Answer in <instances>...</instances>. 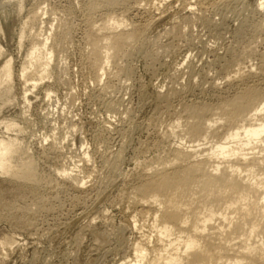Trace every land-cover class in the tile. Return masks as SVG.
Segmentation results:
<instances>
[{"label": "bare ground", "instance_id": "6f19581e", "mask_svg": "<svg viewBox=\"0 0 264 264\" xmlns=\"http://www.w3.org/2000/svg\"><path fill=\"white\" fill-rule=\"evenodd\" d=\"M232 1L235 2L237 0H215L213 3L216 6L225 5L224 7L227 8V5ZM164 2L165 0H134V4L131 5V0H85L83 5H85L86 16L84 23H86V29L83 36H85L87 49L83 58H85L84 63H86L92 79L100 81L102 76L106 74L124 76L130 79L132 70L126 63L124 64L123 60L130 58L137 52L151 60L156 58L162 46H165L163 44H161L162 46L160 45L161 40L159 41V38L162 36L161 32L159 38L158 34L149 35L148 25L140 26L135 25L136 23L132 24L128 21L126 12L129 6L135 7L136 5V8L144 6L145 8L160 9V6ZM185 3L187 2L185 1ZM185 3L184 6H186ZM213 3L211 2L210 4ZM263 4L264 0H256L252 4L245 3L242 5L240 11H237L239 14L238 18L235 17L240 21L239 28H237L238 31L237 33L235 32L238 38L236 40L241 43L239 39L248 38L246 36L247 31L251 27L252 35H250L251 38L249 37V41H251L249 42L245 38L247 40L244 42L247 43L241 44L242 46H239L240 44L237 45L238 42L236 43L235 41V45L237 46L233 45L235 46L234 48L226 49L227 57L225 53L222 54L224 56L221 55L222 57L220 54L218 57H216L217 55L215 56L216 60L214 61H221L222 64L220 65V70L214 71H219L218 77H211L209 79V74L203 75L202 72L208 89L213 92L211 94L216 93L214 94L216 95L214 101L208 102L204 98L200 99L202 97L191 99L188 95H184L185 93H190L191 90L193 92L194 86L198 87L194 85L196 81L194 77L198 74V70H196L194 64L188 63L189 61L186 62L188 64L183 68L185 69L187 81L185 80V83L180 84L182 85L180 89L175 85L176 83L179 84L176 81L165 92H157L159 95H157L156 108L162 109V113L160 112V115L155 117H160L161 114L162 116L159 119L160 121H152V124L154 126H158V124L164 125L163 130H160V135L158 134L157 145L163 142L166 143L171 138H174L172 141L175 142L171 144V147L161 152L163 155L160 153L153 160H149V163L144 164L145 166H143L144 168L141 167L143 170L139 172L135 183L130 185L131 187L128 185L129 188L126 189L125 194H122L121 200L123 199L122 201H124L125 198V202H128L129 208L133 212L131 215L133 223L137 225V222L140 220L141 224L138 222L139 230L145 228H148V230L145 233L142 231L143 238L134 244L132 243L134 245V248H132L135 252V256L132 257L133 259L129 258L125 262L121 260L122 262L119 261V264H264V51L259 53L255 47L256 41L260 37L264 40V37L261 36L264 35ZM188 7L185 8L187 10L186 14L183 12L184 15H181L182 17L172 18L174 22L171 20L173 23L170 27L166 30H161L164 31V37L166 36L172 40L178 36H186L190 31L189 29L196 23L206 26L212 24L213 29L214 25L218 26V23L210 18H206L204 8L199 7L201 8L199 12H195L192 7ZM51 8L52 12L56 11ZM261 8L263 9L262 11ZM185 9L183 10L185 11ZM118 10H120V13H117ZM260 11L261 19L256 23L252 22L253 24L249 22L251 25H247L246 22L250 21L248 12ZM37 12L31 13L34 23L39 21L38 18L41 16ZM56 12L58 13L59 11ZM38 14L40 15L39 17ZM42 21L40 20V22ZM41 24L43 23H40V26ZM40 26L34 28L35 26L33 25L32 32L30 36L28 35L31 38L30 42L32 46L25 57L26 59H24L20 72V76L25 80L29 77L33 81H43L44 78L46 79L52 73L50 67L53 58H55L54 52H58L57 55L60 54L59 58L65 60L63 54L65 49L69 47H66V44L69 43L68 38H70L68 28L62 29V25L58 29V25L56 24L58 31L55 30L53 34L51 32L54 29L53 27L50 29L51 33H47ZM220 26L219 24V28ZM251 31L249 32L251 33ZM260 44L263 43L260 42ZM2 54L3 52L0 48V56ZM255 57L259 60H257L258 64L256 63V65L250 63V61L254 62L252 59ZM60 62L59 60L57 65L61 64ZM213 63L211 62V64ZM59 66L57 67L59 68ZM211 66L208 67L210 68ZM247 67L248 70L245 69ZM59 71L63 75L64 69L62 66ZM254 76H257V80H252ZM12 77L13 65L11 59H7L0 68V83L10 84ZM249 78H251L250 81L248 80ZM220 79H224L225 81L222 82ZM204 82L201 84L203 85ZM201 84L200 86L202 87ZM32 85V87H35L37 82H34ZM233 86H236V89L234 88L235 91L230 94L231 91L229 89ZM202 88L200 89L201 94L204 93L206 87L203 86ZM70 94V99L66 98L73 101L74 96L72 98L71 91L70 93L68 92V95ZM47 96L50 97V94L48 93ZM173 99L177 101V105H173ZM119 102L121 101L119 100ZM115 107L114 109L116 110L117 107ZM46 112L48 114V111ZM153 112H155L154 109ZM155 120L158 119L156 118ZM11 126L14 125L7 124L6 128L10 130ZM175 138L177 139L175 140ZM143 144L146 145V143ZM120 145L125 147V143L124 145L123 143ZM119 156V154L118 156L116 154L118 159ZM88 159V153L84 152L81 161L85 162ZM36 163L17 139L0 138V174L7 176L14 183L17 181V184H22V187L20 186L21 191L20 189L17 191L20 192L18 195L13 192L14 196L17 195V199L23 200V202H25L24 199L27 197L31 199L29 204L20 203V205H17L12 200L15 199L13 197L11 200L5 199L6 196L0 197L2 198L0 199V217H6L12 223L11 225H17L26 231L37 227V215L39 217V214L48 213L52 209V195L51 198L47 197L46 193V196L40 193L37 194L38 188L48 186L47 188L50 187V189L54 188L55 190V187L59 184V181L57 182L58 179H64L69 188L74 191L72 199L75 201V207L78 206L84 211L86 209L85 206H87L84 196L87 181H85L83 176L80 177V172H77L78 168H82L83 166L77 165L74 168H71L73 166L67 168L61 167L62 164H59L60 167L57 168L54 165L56 168L53 171L56 174V179L54 176V178L50 177V181H48L49 179L43 181L44 179L42 180L39 177ZM108 163L109 165L106 163L107 166L114 172L118 167L116 161ZM75 169H78L77 173ZM102 178L98 183L100 187L97 189L101 188L102 190L111 177L104 178L102 176ZM59 187L60 185L57 189ZM1 192L3 193V191ZM123 195L125 196L123 197ZM97 219L94 216L90 217L85 223V228L90 231L95 242L102 245L108 240V236L104 233L105 231L99 230L98 227L100 226L97 227L99 223H97ZM134 225L132 226L135 228L138 226ZM116 231L117 235H114L115 233L112 234L114 237L117 236L120 240L125 238L124 227H120ZM13 237L11 235L2 236L0 238V250H11L9 247L12 246L15 240ZM4 251H2L4 254L0 253L8 256L6 254L8 251L6 253ZM2 254L0 255L3 256ZM6 256L3 258L6 259ZM0 264H3V262H0Z\"/></svg>", "mask_w": 264, "mask_h": 264}, {"label": "rangeland", "instance_id": "374dc122", "mask_svg": "<svg viewBox=\"0 0 264 264\" xmlns=\"http://www.w3.org/2000/svg\"><path fill=\"white\" fill-rule=\"evenodd\" d=\"M185 1L187 3H185ZM214 1L165 0L162 6H160V9L145 8L144 6H138V8H136L137 5L135 7L129 6L128 10L130 11L129 13L128 10L126 12L128 21L132 24L136 23L135 25H148V32L151 36L158 34L159 38L161 32L162 36L160 35L161 37L159 38V41L161 40L160 45L163 44L165 46L161 45L163 49L161 48L160 51L158 50L159 52L154 60L148 57L145 58V55L139 52L123 60L124 64L126 63L132 70V74L130 75L131 78L129 77L130 79L124 76L106 74L102 76L100 81H95L92 79L86 67V63H84L85 58H83L87 49L85 36H83L86 29V23H84L86 13L84 8L85 5H83L85 0H0V48L3 52L0 56V68L7 59H11L13 65L11 83H0V138L17 139L21 146H23L33 157L35 162H37L38 174L42 180L44 179L43 181H47L48 179V181H50V177L54 178V176L56 179V174L53 170H55L56 167H60L61 164V167L64 166L67 168L71 166H73L71 168H74V166L77 165L83 166L84 168L79 167V170L77 169L78 171L75 169V172H80V177L83 176L85 181H87V185L85 184L86 190L84 189L86 193L85 195L83 193L86 199L85 204L87 205L84 211L78 206L75 207V201L72 199L74 191L69 188L66 181L61 179L62 183L61 180L58 179L57 182L59 181L58 186L60 185V187L57 189L58 186H56V191L54 188H47L48 186H42L38 188V191L36 189L37 194L40 193L45 195L46 193V195H48L47 197H51L52 195L53 198L51 197L52 209L48 211V213L39 214V217L37 215L36 226L38 228H34L35 230H22V228L17 225H11L12 223L6 217L7 220L4 216L0 217V233L3 234H0V238L5 235H11L12 237L14 236L13 238L15 239L12 246L9 247V249H11L9 250L10 252L8 249L0 250V252L6 250L4 251L5 253L8 251L6 253L8 256L5 255L6 259L3 258L5 257L3 255L4 253H0L3 255H0V260L2 259L0 261L1 263L119 264L121 260L125 262L129 258L133 259L132 257L135 256L133 244L143 238V233L147 232L146 230H148V228L139 230V224H141L140 220L138 221L139 224L137 222L138 226L133 223V217H131L133 212L131 208H129L128 202H125L126 199L124 198V201H122L123 199L121 200L122 194H125L126 189L135 183L139 172L143 170L141 167L159 156L162 151L164 152V150L171 147V144L175 142L172 141L174 138H171V140H169L170 142L167 141L166 143H160L162 145H157L161 133L160 130L164 128V125L158 124V126H154L152 124V121H160L159 119L162 116L161 114L160 117H155L160 115L162 111V109L156 108L158 93L165 92L170 85L172 86L176 81L179 82V84L176 83L175 85L180 89V86H182L180 84L187 81L185 69L183 68L191 62L195 65L196 70H198L199 75L197 74L198 76L196 75L194 77L196 80L194 85L198 87L194 86L193 92L191 90L190 93L188 92L189 94L185 93L184 95H188L191 99H199L202 97L200 99L204 98V100H208V102L214 101V97H216L214 94L216 93L214 92V94H211L212 91L208 89V85H206L205 81L206 79H203V75L209 74V79H211V77H218L219 71H214L220 70L219 68L222 64L221 61H217L219 63L215 66V64H217V62L214 61L216 57H218L219 54L220 56L224 53L226 54L229 48H234L238 44H240L239 46L244 45L247 43L244 41L247 39V41H249L251 38L250 35H252V28L249 27V29L247 27L249 31H251V33L247 31L248 33L246 36H248V38L244 37V39H239L241 43L236 40L238 39L236 36L238 31L237 28H239L238 25H240L239 19L236 18H238L239 15L237 11H240L243 4H252L256 0L232 1L227 5V8L224 7L225 5H214ZM131 2V5H133L134 0H131ZM211 2L213 4H210ZM184 3L186 6H184ZM187 4L190 5V7H188ZM186 7H192L195 12H199V9L204 8L203 10L206 11L204 12L206 18L215 21L218 23V26L214 25L213 29L212 24L206 26L201 23H196L189 29L190 31L188 34L186 36L184 35L185 37L178 36L173 38V41L166 36L164 37V31L161 30H166L170 27L174 22L172 18L182 17L184 13L186 14ZM50 8L59 11V15L56 11L52 12ZM150 9L153 10L150 11ZM183 9H185V11ZM34 10L36 12L38 10L37 13L41 15L38 14V17H40L38 18L39 21L35 22L36 25L34 21H32L33 17L31 15V13L33 14L35 12ZM262 10L261 8V11ZM119 11L120 10H118L117 13H120ZM261 11L253 13L248 12L250 21L247 22H251V24H253L252 22L256 23L261 19ZM223 17H225V21ZM40 20L43 21L40 22ZM247 22V25H251ZM40 23H43L41 24L42 27ZM56 24L58 25V29L63 25L62 29L68 28L70 33L68 34L70 35V38H68L70 44H66V47H69L65 49L66 53L64 51L63 54L65 60H61L59 58L60 54L57 55L58 52H54L55 58H53L50 67L52 73H50L46 79L44 78L43 81H33L31 77H29L25 80L20 76V72L24 59H26L25 57L32 46L29 36L32 32L31 29L33 25L35 26L34 28L40 26V28L45 29L42 30L47 33H49L50 29L53 27L54 29H52L51 32L54 34V31L57 30ZM219 24L221 25L220 28ZM215 27H217V29H215ZM232 31L236 33L234 34ZM233 36L235 37L234 39ZM261 36L264 37V35ZM259 39L256 41L255 47L257 52L262 53L264 51V40L263 38ZM235 41L236 43L238 42L237 45H235ZM260 42L263 44H260ZM169 44L172 45L170 46ZM225 56L227 57V54ZM255 58L252 59L254 62L250 61L251 64L256 65L259 61L257 57ZM59 60L61 61V64H59L60 66L57 65ZM54 61L57 62L55 63ZM62 61L64 62L62 63ZM186 62L188 63L186 64ZM211 62H214V65L211 64ZM57 66H59V68ZM61 66L64 72L66 71L65 73L63 72V75L59 71ZM208 66L211 67L209 68ZM217 67L218 69H216ZM245 69L248 70V67ZM180 70H182L184 74L182 71L180 73ZM182 75L184 76L182 77ZM58 79L60 82H58ZM221 80L222 82L225 81L224 79H220V81ZM248 80L250 81L251 78ZM252 80H257V76H254ZM202 81L205 85L201 84L203 83ZM207 81L209 80L207 79ZM34 82H37V85L32 87ZM200 84L202 87H206L202 94L200 90L202 87ZM234 88L236 89V86L229 89V91H231L230 94L235 91ZM70 91L72 93V98L74 96L73 99L71 98L73 101L67 99H70L69 96H71V94L68 95ZM48 93L50 97L47 96ZM119 100L121 102H119ZM176 102L177 101L173 99V105H177ZM116 103L119 104L117 105ZM114 104L115 106L117 105V108ZM114 107L118 110L116 111ZM153 109L155 112H153ZM46 111H48V114ZM156 118L158 120H155ZM7 124L14 126H11V129L8 130L6 128ZM176 139L177 138H175V140ZM122 143L123 145L125 143V147L120 145ZM143 143H146V145ZM84 152H87L89 156L88 161H85L86 163L81 161ZM116 154L117 156L118 154L120 155L119 159L116 157ZM161 155H163V153H161ZM111 160L113 162L116 161L118 166L114 171L115 174L107 166V164L109 165L108 162H112ZM47 175H49V177H47ZM102 176L104 178L111 177L109 179L110 181L104 185V191L103 189L101 190V188L97 189L100 187L98 183L103 179ZM6 177L7 176L0 174V190L4 193L0 191L3 195L0 194V197L8 196V198L5 197V199L8 200H11L13 197L15 199L12 200H14L17 205H20V203L29 204L31 199L28 197V199H24L25 202L17 199V195L20 193L17 191L19 189L21 191L22 184H17V181H15V184L14 181ZM96 180L98 181L96 182ZM13 192L17 195L14 196ZM124 196L125 195H123V197ZM93 216L99 219L96 220L97 223L99 222L97 225V227L100 226L98 227L99 230L105 231L104 233L108 236V240L102 245L95 242L90 231L85 228V223ZM130 219L132 224H130ZM128 221L129 223L127 224ZM134 224L138 229L132 226ZM50 226L52 227L50 228ZM127 226L129 227L127 228ZM120 227H124L125 238L123 237L124 239H121L122 241L124 240L123 242L117 236L114 237V235H117L116 230ZM49 231L50 233H48Z\"/></svg>", "mask_w": 264, "mask_h": 264}]
</instances>
